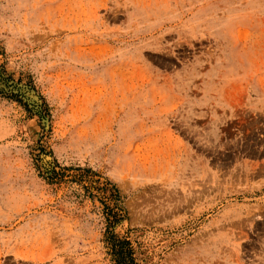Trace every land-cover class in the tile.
I'll return each instance as SVG.
<instances>
[{
  "label": "rangeland",
  "instance_id": "rangeland-1",
  "mask_svg": "<svg viewBox=\"0 0 264 264\" xmlns=\"http://www.w3.org/2000/svg\"><path fill=\"white\" fill-rule=\"evenodd\" d=\"M118 247L264 264V0H0V264Z\"/></svg>",
  "mask_w": 264,
  "mask_h": 264
},
{
  "label": "trees",
  "instance_id": "trees-1",
  "mask_svg": "<svg viewBox=\"0 0 264 264\" xmlns=\"http://www.w3.org/2000/svg\"><path fill=\"white\" fill-rule=\"evenodd\" d=\"M116 254L118 256V260L120 261L119 263H124L126 264L125 257L123 256L122 252L118 249H116Z\"/></svg>",
  "mask_w": 264,
  "mask_h": 264
},
{
  "label": "bare ground",
  "instance_id": "bare-ground-1",
  "mask_svg": "<svg viewBox=\"0 0 264 264\" xmlns=\"http://www.w3.org/2000/svg\"><path fill=\"white\" fill-rule=\"evenodd\" d=\"M29 96V98L31 99V100H34V101H36L35 100V98H34V96H32V94L30 93V95H28Z\"/></svg>",
  "mask_w": 264,
  "mask_h": 264
}]
</instances>
